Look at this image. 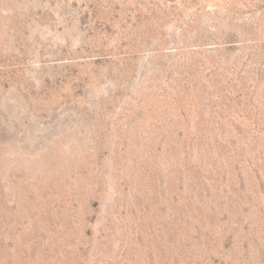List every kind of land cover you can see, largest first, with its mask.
I'll list each match as a JSON object with an SVG mask.
<instances>
[{"label": "rangeland", "instance_id": "rangeland-1", "mask_svg": "<svg viewBox=\"0 0 264 264\" xmlns=\"http://www.w3.org/2000/svg\"><path fill=\"white\" fill-rule=\"evenodd\" d=\"M0 264H264V0H0Z\"/></svg>", "mask_w": 264, "mask_h": 264}]
</instances>
